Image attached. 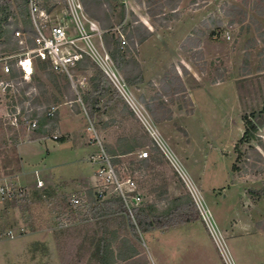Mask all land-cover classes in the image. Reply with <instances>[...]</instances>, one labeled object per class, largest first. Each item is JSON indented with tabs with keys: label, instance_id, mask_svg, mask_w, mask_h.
<instances>
[{
	"label": "rangeland",
	"instance_id": "374dc122",
	"mask_svg": "<svg viewBox=\"0 0 264 264\" xmlns=\"http://www.w3.org/2000/svg\"><path fill=\"white\" fill-rule=\"evenodd\" d=\"M116 2L125 7V19L116 28H125L123 35L126 43L123 46L127 48L128 56L137 61L143 42L137 43L138 39L135 38L131 47L125 35L135 32V27L140 25V34L144 35L147 31L150 33L147 40L154 38L150 45L142 48V61L156 62L166 67L156 85L152 82L146 84L149 89L146 98L154 96L157 98L154 104L162 103L154 108L159 121L152 120L148 115L151 122L200 192L213 222L226 238L225 246L234 264H264V112H261L264 100V0ZM61 9L63 4L59 1L50 14L60 15ZM71 35L74 36L73 33ZM149 46L159 48L157 54ZM84 71L77 72L78 76L86 75L88 79L92 69L89 67ZM82 88L77 90L78 95L71 88L79 99L87 84ZM28 91L29 88L24 95L19 94L21 106L29 98ZM48 91L50 93L43 91L42 95L40 90H36L39 103L33 105V99L30 102L34 112H44L46 108H58L64 104L82 106L85 113L93 118L94 128L105 144L115 146L118 140L133 137L136 144H148V147H135L132 153L116 156V160L129 163L137 159L140 150L149 152L150 162L143 163V178L140 179L142 203L155 202L158 208H163L167 199L178 196V189L186 192L180 177L159 152L151 148L139 120L134 119L122 105L105 113L94 104L88 114L78 100L76 103L67 101L65 96L56 103L49 99L51 88ZM7 104L0 97V178L6 176L12 179L18 172L19 164L17 144L11 141L12 134L6 130L9 128L5 118ZM244 115L257 123L258 139L240 145L237 149L240 158L236 161L238 154L234 146L244 131ZM24 126L26 136L31 129H28V124L24 123ZM14 130L17 131V128ZM1 132L7 133L4 139ZM57 146L58 150L50 151L48 156H44L43 151L44 154L28 147L24 152L31 153L28 161L32 171L39 169L42 161L48 164L55 161L61 163L55 169L56 175L66 179L75 178L79 185H83L79 189L73 187L72 182L58 181L56 185L45 182L40 189L51 188L56 197L67 196L68 202L71 195H84L92 190L95 166L84 160L88 157L87 148L74 149L66 142ZM234 163L235 172L231 169ZM31 175L27 183L35 181L34 175ZM39 178L44 177L39 175ZM7 188L26 189L12 183ZM0 200L3 199L0 197ZM83 201L86 203L85 198ZM17 205L12 199L7 210L0 212V229L4 231V236L0 238V264H61L54 239V232L58 230L56 202L32 204L24 215ZM82 214L86 218L78 221V232L61 239V253L66 262L72 260L75 264H93L89 243L97 240L100 231L97 223L102 219L86 208ZM30 215L33 220L26 221ZM230 221L236 226L234 235H226L221 228ZM29 223L36 227L33 234L25 231ZM58 223L63 225L65 221ZM8 232L19 234L18 239L9 238ZM191 233L197 241L196 247L188 244V235L184 230L178 231V228L139 234V242L124 231H119L117 236L108 234L107 237L113 239L114 248L120 247L125 240L127 245L136 246L143 256L151 255V264H180L178 258L186 259L185 264H223L204 227ZM32 239L51 243V252L46 254L42 249L34 248Z\"/></svg>",
	"mask_w": 264,
	"mask_h": 264
},
{
	"label": "trees",
	"instance_id": "16d2710c",
	"mask_svg": "<svg viewBox=\"0 0 264 264\" xmlns=\"http://www.w3.org/2000/svg\"><path fill=\"white\" fill-rule=\"evenodd\" d=\"M61 0H36L38 7L50 14L56 7V3ZM85 14L95 21L102 31V42L110 55L112 63L116 71L120 74L124 85L127 88L136 87L142 84L143 77L138 62L133 57L128 56L127 48L121 46L118 33L115 31L116 26L120 27L125 19V7L118 4L116 0H80ZM28 0H0V54H14L18 52L17 40L14 39V31L19 29L25 34H31L32 27L28 15ZM129 26V24H128ZM127 28V27H126ZM140 25L135 27V32H129L125 38L130 41L131 47L134 46L135 38L137 43L144 42L150 33L146 31L144 35L140 34ZM121 34L125 32V28H119ZM30 42V39L28 38ZM90 67L92 73L86 81L87 89L82 90L80 94V102L84 109L91 113V109L96 104L103 112L108 113L109 110H115L122 105L128 110L130 115L136 119L134 113L129 108L119 91L114 87L108 77L89 59L84 58L77 66V72L86 71ZM84 71V72H85ZM38 72V73H37ZM16 75V74H15ZM35 87L37 92L43 91L48 93V88H51L49 99L58 103L63 97H67V101H77V96L71 90V85L67 77L63 74L55 73L48 61L36 60L34 62V72L30 83L24 84V89L20 92L24 95V91L29 87ZM50 93V92H49ZM21 96V95H20ZM18 97L19 101L21 97ZM157 98L150 96L148 100H143L144 109L152 120L159 121L154 112V108L160 107L162 103L154 104ZM33 105H38L39 95L33 97ZM47 109V108H46ZM261 112H264V100L262 102ZM28 119H35L36 126L29 130L25 136V126L19 123L17 131L13 127L7 128V133L10 132L11 141L18 144L21 140H33L42 137H47L53 130L51 125L52 119L46 117V111L34 112L28 116ZM244 131L241 138L238 140L234 148L238 154L236 161L240 158V152L237 149L240 145L250 144L258 139L257 123L246 115L243 116ZM11 127V128H10ZM144 132V131H143ZM2 133V132H1ZM6 132L2 133L4 139ZM150 142L151 148L157 151L153 142L146 132H144ZM64 142L63 139L59 140ZM5 143V142H4ZM6 144V143H5ZM106 153L110 156L116 157L119 155H126L132 153L135 147L147 146V143L136 144V138H124L118 140L115 146L105 144L103 142ZM232 171L235 172V163L232 165ZM13 200L17 202L20 212L24 215L29 211V206L35 203L44 204L48 201L56 202L55 221L58 230L54 232V239L57 244L58 253L60 255L61 264H75L70 260L66 262L65 257L62 256L61 239L65 235L75 234L78 232V221L84 220L85 214H82L83 209L87 211L96 212V216L100 217L97 225L99 226V236L93 243H89L92 247L90 256L95 264H117L118 261H126L132 259L137 253L136 246L127 245V241H122L120 247H117L116 254L113 250V239H108L107 235L117 236L119 231L129 232L131 236L139 242V234H145L156 230H166L175 226L200 222L199 213L188 193L180 196L167 199L163 208H158L155 202L141 203L133 207V220L126 214L122 202L115 196H110L104 200L97 198L93 190H88L84 194L85 202L79 207H72L67 202V196L56 197L51 188L44 190H15L13 188ZM251 193H254L251 191ZM256 193V192H255ZM12 199L4 198V210H7ZM95 216V215H94ZM81 218V219H80ZM32 221L33 217L30 215L26 221ZM64 220L63 225L58 221ZM27 225V224H26ZM66 225V226H65ZM111 226H116L117 230L110 231ZM36 227L29 223L26 232H34ZM70 234V235H71ZM4 236V231L0 229V238ZM74 240V239H73ZM72 240V241H73ZM76 241V238L75 240ZM71 242H69L68 246ZM127 245V246H125Z\"/></svg>",
	"mask_w": 264,
	"mask_h": 264
},
{
	"label": "built area",
	"instance_id": "2783aa9c",
	"mask_svg": "<svg viewBox=\"0 0 264 264\" xmlns=\"http://www.w3.org/2000/svg\"><path fill=\"white\" fill-rule=\"evenodd\" d=\"M61 2L63 9H61L60 15L52 16L41 10L36 0H28L31 34H25L19 29L15 30L13 37L17 40L18 52L11 55L0 54V97L9 103V105H5L7 124L13 128H17L20 122L28 124V129H33L36 126L35 119H28L33 111L30 102L36 95V88L29 87V98L23 106L18 102L20 89L24 84L31 82L36 60L48 61L55 73L65 75L71 88L78 95L77 90L86 84L87 76H78L76 69L84 58L89 59L100 68L119 91L161 157L184 183L186 193L191 197L199 213L200 222L223 264H234L225 246L226 238L213 222L208 208L202 201L200 192L189 179L183 166L155 128L147 113L137 106L129 96L127 87L116 71L102 42V31L98 24L85 14L80 0H61ZM115 31L119 35L121 46L125 45L124 35L120 33L119 28H115ZM72 33L74 36L71 35ZM226 38L229 39L228 36ZM77 100L80 102L79 98ZM56 110L55 106L47 108L46 117L52 119ZM86 116L88 118L86 129L89 132L87 142L96 148V151L87 158V161L95 166L91 189L100 200L110 196L117 197L122 202L126 214L133 220V207L143 201L140 179L143 178L141 174L144 168L143 163L150 162V154L147 150H140L137 159L129 163L116 160V157L106 153L103 140L97 134L91 121L93 118L87 114ZM57 138L55 135L51 137L53 140ZM36 188H43V183L38 178L36 179ZM0 197L10 200L13 198V192L7 187H0ZM83 200L84 195H71L68 202L75 208L81 206ZM8 235L12 237V232H8Z\"/></svg>",
	"mask_w": 264,
	"mask_h": 264
},
{
	"label": "crops",
	"instance_id": "0c3cea01",
	"mask_svg": "<svg viewBox=\"0 0 264 264\" xmlns=\"http://www.w3.org/2000/svg\"><path fill=\"white\" fill-rule=\"evenodd\" d=\"M152 39L154 38L151 37V39H148V40L146 39L147 41L145 40L143 44L140 46V50H138V53L141 56L139 58V55H138L137 61L139 63V66L142 72V77H143L142 84L136 87L127 88V92L129 96L131 97V99L133 100V102L137 104V106L142 108L145 112L146 110L144 109V105L142 102L143 100H148L146 96L149 93V89L146 88V84L152 82L154 85H156V82L158 81V79L161 77L162 73L166 69V67L163 66V64L156 63V62L148 63V62L142 61L144 60V53H143L142 48L146 45H150ZM149 47L152 50H154V53L157 54V51L159 48H154L153 46H149ZM86 118L87 116L82 106L79 107L78 105L76 106L73 104L60 105L57 108L54 114V117H53L54 123H53V134L52 135H49L47 137L38 138V139H33V140L26 139V140L19 142L16 145V154L18 157V164H19V169H17L18 172L12 176V179L6 176L4 178H0V187H3L2 184H4V186L7 187L9 184L12 183L14 186H17V187H26V189L40 190L36 188V179L38 178L39 180L42 181L43 185L45 182L52 184V185H56L58 181H61V182L63 181V182H69V183L72 182L73 187L81 189L83 185H79V182L77 179L75 178L66 179L64 178V176H61L59 174L56 175L55 169L57 168L58 165H61V163L54 161L48 164L47 162L42 161L41 163L42 166L39 167V169H34L32 171L30 169V166H31L29 164L30 162L28 161V158L30 160L31 153L30 152L28 153V151L24 152V149L27 147L28 149H32L34 151H36L37 149V151L39 150V152L41 153L44 152L45 153L44 156H48L50 154V151L56 152V150H58V146H57L58 144H63L66 142V143H70L74 149L81 148V147L87 148L88 153L86 156H89L92 153H94L96 150L94 149L95 146L93 144H90L87 142V136H89V132L86 129L87 123H88L87 122L88 118L87 119ZM140 127L145 132L143 126L140 125ZM54 135L58 137L56 140L51 139V137ZM61 139H63L64 142H60L59 140ZM84 160L87 161V159H84ZM31 174L34 175L35 181L27 183L26 182L28 181L27 178L28 176H32ZM39 175H42L44 178L40 179ZM184 193L185 192H180L178 189V193L176 195L180 196ZM215 202L217 203L216 198H215ZM1 211H6V210H4L3 201L0 200V212ZM177 228H178V231L184 230L186 232V235H188L187 242L190 246L197 245L196 243L197 241L194 240L191 232L197 228L203 229V226L199 222L183 224V225L172 227L171 229H177ZM221 228L226 235L228 233H230L231 235L232 234L234 235L236 232V226L235 224L231 223V221L229 222V224L222 225ZM111 230L112 231L117 230V227L111 226ZM149 233H145V234H149ZM18 235L19 234L12 233V237H9V238L18 239L19 237ZM31 241H32L31 243L34 246V248H40L46 254H49V252H51L50 248L52 247V244L49 243L48 241L45 242L44 240H37V239L36 240L32 239ZM113 250L115 254L118 251V249L114 247H113ZM137 253L138 254H136L132 259H128L126 261H118L117 264H151V261L153 260V257H151V255L143 256L144 254L141 253L139 249L137 250ZM185 260L183 261V258L181 259L178 258V261L180 264H185L186 263ZM93 264H95V262H93Z\"/></svg>",
	"mask_w": 264,
	"mask_h": 264
}]
</instances>
